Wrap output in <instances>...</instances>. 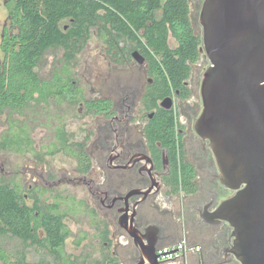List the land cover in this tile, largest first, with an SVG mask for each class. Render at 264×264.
<instances>
[{
	"label": "flooded vegetation",
	"instance_id": "obj_1",
	"mask_svg": "<svg viewBox=\"0 0 264 264\" xmlns=\"http://www.w3.org/2000/svg\"><path fill=\"white\" fill-rule=\"evenodd\" d=\"M131 2L142 6V0ZM165 2L151 4V19L114 14L107 39L90 26L85 42L48 45L29 67L33 79L19 82L7 80L9 65H4L10 48L20 45L14 41L17 19L5 7L0 74L6 71V84L0 89V116L6 128L0 132V153L12 154L6 167L16 169L11 180L33 209L34 221L41 211L70 232L68 220L82 212L89 222L86 227L77 223L76 233L92 232L88 251L100 246L96 254L80 259L65 256L66 239L57 252L29 242L51 254L55 264H135L139 252L128 230L145 234L146 228L147 239H157L156 247L186 240L173 264H239L230 253L231 228L208 211L233 192L219 184L208 140L194 130L201 112V77L208 65L200 49L202 2L187 0L189 24L200 45L183 88L165 81L160 54L145 47L146 28L133 27L160 21ZM72 21L63 19L58 26L67 31ZM91 40L102 45L107 58L104 75L93 66L85 74L88 64H80ZM166 41L176 49L170 31ZM8 96L11 101L4 100ZM180 162L193 168V193L175 190L174 169ZM36 233L44 236L41 227Z\"/></svg>",
	"mask_w": 264,
	"mask_h": 264
},
{
	"label": "water",
	"instance_id": "obj_2",
	"mask_svg": "<svg viewBox=\"0 0 264 264\" xmlns=\"http://www.w3.org/2000/svg\"><path fill=\"white\" fill-rule=\"evenodd\" d=\"M200 83L195 132L208 140L219 184L233 192L209 214L231 228L239 264H264V0H200ZM128 233L135 264H160L157 239ZM148 232V233H147Z\"/></svg>",
	"mask_w": 264,
	"mask_h": 264
},
{
	"label": "trees",
	"instance_id": "obj_3",
	"mask_svg": "<svg viewBox=\"0 0 264 264\" xmlns=\"http://www.w3.org/2000/svg\"><path fill=\"white\" fill-rule=\"evenodd\" d=\"M155 1L157 0H142V6H139L132 4L131 0H7L5 7L8 14L17 19L15 23L19 26L14 41L17 39L20 43L18 48H10L8 60L4 62V65H9L7 80L19 82L33 79L29 67L37 62L48 45L55 42L65 44L70 41L85 42L91 34L90 26H97L98 35L102 39H107L110 33L108 21L114 14L151 19L152 11L155 9L151 4ZM162 10L160 21L133 27L146 28L145 47L160 54L165 81L174 87L183 88L182 81L188 77L190 63L199 59L200 40L193 34L189 24L187 0H166ZM66 18H73V21L69 29L63 31L58 24ZM123 26L130 29L124 22ZM123 26L118 24L119 29ZM169 31L177 41L175 50H172L166 41ZM130 32L133 33L131 29ZM5 72L4 70L0 74V89L6 84ZM12 86L10 83L9 87ZM4 100L11 101L10 96ZM180 163L176 164L174 169L177 184L175 190L193 193L197 190V185L192 180L193 168L183 162ZM40 214H42L40 219L34 221L33 209L21 200L13 181L0 177L1 235L19 236L25 244L30 242L53 252L59 251V246H62L70 232L67 229L63 230L54 216L41 211ZM32 221L33 225L30 224ZM37 227L44 231L42 238L36 233ZM0 261L1 264H28L24 257L9 262L8 257L2 253Z\"/></svg>",
	"mask_w": 264,
	"mask_h": 264
},
{
	"label": "rangeland",
	"instance_id": "obj_4",
	"mask_svg": "<svg viewBox=\"0 0 264 264\" xmlns=\"http://www.w3.org/2000/svg\"><path fill=\"white\" fill-rule=\"evenodd\" d=\"M5 0H0V31L4 20L7 17V11L4 6ZM66 24V20L63 22ZM170 47L174 46V41L170 39ZM81 57V65L86 66L85 74L91 73V67L93 66L99 71V74L104 75L108 71V61L102 52V45L96 40H91L90 43L85 47V51ZM93 58H96L94 60ZM88 60V61H87ZM6 128L4 117L0 116V132ZM12 161V154L9 152L0 153V177L5 179H11L13 173L16 169L8 168L6 165H10ZM25 191V190H23ZM81 214V215H79ZM72 220H68V225L70 229V234L66 238L64 243V253L66 257L73 256L75 258H87L93 253H97L100 246L97 245L95 250L88 251L87 246L92 239V232L86 231L82 233H76L77 223L81 224L82 227H86L89 222L88 217L82 212H79ZM75 223V224H74ZM4 254L8 257L9 262H13L16 259L24 257V260L28 264H55V259L51 254L45 252V250L38 248L37 246L20 243L17 238L11 236L10 234L1 235L0 234V254ZM1 264V261H0Z\"/></svg>",
	"mask_w": 264,
	"mask_h": 264
},
{
	"label": "built area",
	"instance_id": "obj_5",
	"mask_svg": "<svg viewBox=\"0 0 264 264\" xmlns=\"http://www.w3.org/2000/svg\"><path fill=\"white\" fill-rule=\"evenodd\" d=\"M185 245H186V240L182 239L175 245H160V246H157L156 247V254H160V253H163V252H166V251L177 249L176 251L169 252V253L157 256V260L160 262V264H173L174 263V259L177 256H180L182 254V252L184 251ZM195 249H197L196 246H195Z\"/></svg>",
	"mask_w": 264,
	"mask_h": 264
}]
</instances>
